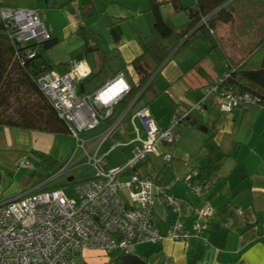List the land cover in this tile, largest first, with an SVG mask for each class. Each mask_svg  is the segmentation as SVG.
I'll return each mask as SVG.
<instances>
[{
  "label": "crops",
  "instance_id": "1",
  "mask_svg": "<svg viewBox=\"0 0 264 264\" xmlns=\"http://www.w3.org/2000/svg\"><path fill=\"white\" fill-rule=\"evenodd\" d=\"M65 1L0 0V4L41 10L46 28L52 38L57 40L54 46L43 53L52 70L59 74L66 73L81 58L92 71L88 78L79 82L81 94L95 92L120 72H124L132 88L127 73L131 80L140 84V76L132 61L149 45L162 41L154 27L151 0H71L63 5ZM181 3L186 8H194L196 0H181ZM160 12L175 29L181 28L189 20L188 11L176 12L172 4L162 5ZM88 13L90 15L83 17V14ZM82 27L99 38L98 51L88 50L87 44L78 34ZM226 27L227 24L221 23L217 26V43L227 48L230 58L237 59L242 55L240 42L231 34L226 39ZM230 45L235 47L234 51H228ZM92 53L99 55L96 70L87 59ZM107 58L115 62L112 75L89 90L95 75L104 70ZM227 64L216 51L209 53V47L202 40L180 53L176 52V48H171L165 62L151 77L154 79V91L160 94L159 97L149 105L139 99L133 114L147 106L159 127L168 129L172 116L197 102L202 97V89L217 82L228 71ZM195 118L198 119L195 125L188 121V125L174 128L178 138L173 147L159 145L162 153H171L173 156L170 171L162 182L171 184V193L178 199L181 216L190 223L201 199L187 188L184 178L190 173L196 175L202 168L212 167L213 174L206 184L205 197L214 209V216L205 232L209 244L196 237L187 241L167 237L173 214L164 204L163 196H158L155 203L156 225L164 239L158 244L137 245L135 254L148 261V264L166 261L172 264H264V107L245 106L229 113L208 107L205 112H195L191 120ZM134 121L144 137L140 120L135 118ZM127 122L130 124L132 140L135 137L133 126L130 119ZM125 123L122 125L125 135L118 138L127 136ZM201 126L206 131L200 129ZM210 137L216 150L212 156L205 147ZM74 145L70 134L0 127V181H3L6 172L14 174L22 167H31L30 155L37 158L39 163L38 153L48 154L62 162L73 151ZM104 148V151L108 150ZM22 159L28 160L29 164L17 167V162ZM138 169L143 175H149L151 171L147 162L141 163ZM16 196L19 195L4 199L0 196V202ZM140 245H147V248L138 250ZM87 251L83 250L80 255Z\"/></svg>",
  "mask_w": 264,
  "mask_h": 264
},
{
  "label": "built area",
  "instance_id": "2",
  "mask_svg": "<svg viewBox=\"0 0 264 264\" xmlns=\"http://www.w3.org/2000/svg\"><path fill=\"white\" fill-rule=\"evenodd\" d=\"M209 17L202 18L201 24ZM0 22L8 36L21 46L41 44L51 38L42 12L37 8L0 4ZM35 55V51L29 53L30 58ZM91 73L86 62L80 59L66 73L46 72L38 79V85L67 124L75 141L72 156L55 177L67 174L84 158L96 176L77 182L71 195L62 189L48 188L49 180L0 202V264H80L76 260L77 254L85 249L107 254L118 252L122 256L135 254L137 245L158 244L164 239L156 225L158 196H163L164 204L173 214L167 237L176 241L196 237L209 244L205 232L214 209L205 198L206 184L194 180L192 173L184 178L187 188L201 199L195 217L187 223L181 216L178 199L171 193V184L159 182L160 170L173 159L171 153H162L159 145L173 147L178 138L174 128L188 125L195 112L215 107L221 113H229L241 107L261 105V98L250 92L235 91L225 83L228 77L225 73L217 82L202 89V97L197 102L175 113L171 126L163 130L147 106L133 114L149 82L132 88L126 83L124 72H120L95 92L81 94L79 82ZM130 95H134L130 103L119 109L121 102ZM135 118L142 124L144 137ZM128 119L133 126L134 139L118 141L104 151V144L112 136L125 135L122 125ZM103 122L110 123L95 136L84 135ZM136 143L140 145L132 148V156L123 165L110 167L109 155L113 149ZM78 152L82 155L75 159ZM144 162L151 168L149 175H143L138 169ZM27 164L28 160L22 159L17 162V167Z\"/></svg>",
  "mask_w": 264,
  "mask_h": 264
},
{
  "label": "trees",
  "instance_id": "3",
  "mask_svg": "<svg viewBox=\"0 0 264 264\" xmlns=\"http://www.w3.org/2000/svg\"><path fill=\"white\" fill-rule=\"evenodd\" d=\"M71 0H66L63 5ZM155 16L154 27L162 38L155 45H149L145 51L132 61L140 76V85L149 82L140 99L150 104L159 97L154 91V71L165 62L171 48L180 53L202 40L209 53L216 51L222 61L228 63L225 83L240 93L250 92L261 98L264 106V0H196L194 8H186L181 0H151ZM172 4L175 11H188V22L179 29L170 26L162 17L160 7ZM90 15L83 14V17ZM210 16L206 23L202 18ZM227 24L233 38H237L242 48L241 57L235 59L227 55L226 49L217 43V26ZM78 34L87 44L89 51L100 49L99 38L84 27ZM57 43L52 36L41 44L21 46L15 43L0 22V127L18 128L52 134H69L65 121L59 116L48 97L38 85V79L53 69L44 59L43 53ZM234 43V41H233ZM35 51L34 58L29 53ZM78 58L77 60H80ZM131 72V69L129 70ZM134 86L136 82L131 80ZM134 95L125 98L120 109H124ZM205 147L210 156L215 148L212 138L206 140ZM41 168L46 171L59 170V161L48 154L38 153ZM170 163L160 172L159 182L170 171ZM213 174L212 167L202 168L194 175V180L207 184ZM55 187H51L53 189ZM112 255V254H111ZM114 262L121 263L122 255L113 253Z\"/></svg>",
  "mask_w": 264,
  "mask_h": 264
},
{
  "label": "rangeland",
  "instance_id": "4",
  "mask_svg": "<svg viewBox=\"0 0 264 264\" xmlns=\"http://www.w3.org/2000/svg\"><path fill=\"white\" fill-rule=\"evenodd\" d=\"M224 34L226 35V39L229 37L230 28L226 27V30L224 31ZM227 46V45H226ZM227 49V48H226ZM228 51H234L235 47H228ZM97 54L92 53L88 56V61L91 67L96 70V61H97ZM107 60V61H106ZM106 65L105 68L102 72H98V74L95 75L93 78L90 86L88 87L89 90H92L96 88L101 82L107 80L110 78L112 75L115 62H111V59H106ZM207 64V63H206ZM128 75V79L131 81V78ZM126 120V123L124 126L126 127L125 129L127 130V136L124 137H117V136H112L111 139H109L106 144L104 149H109L118 141H128L131 139L133 135H131V128L130 124H128ZM110 122H103L97 129L87 132L84 135L86 137H89L91 135L97 134L103 129H105ZM135 135V134H134ZM138 143L130 146V147H118L113 149L110 152L109 155V162H110V167H115L121 165L125 159L130 158L132 156V153L130 155V150L135 147ZM75 148V145L73 147V150ZM72 152H70L68 158H66L64 161L59 162V167H63L67 161H69L70 157L72 156ZM81 152H78L77 155L75 156V159H78L81 156ZM30 160L32 161V166L31 167H22L20 170H18L16 173L12 174L11 172H6L4 174V179L3 181H0V196L2 199L12 196V195H20L24 194L44 182H48L46 185L48 188L55 187L58 189H62L68 194H73L74 191V186L77 182L81 181L84 178H91L95 176V173L92 171V169L87 165V159L84 158L80 165L71 169L67 174L59 177H55L57 173L60 171L55 170V171H46L45 169L41 168V165L37 158L34 156L30 155ZM55 177V178H54ZM74 177V180L68 181V178ZM53 178V179H52ZM52 179V180H51ZM147 245H140L138 246V250H142L143 248H147ZM89 253V254H88ZM89 255V256H88ZM114 258L113 254H107L104 251L101 250H89L87 252H84V254H77V262L82 263V264H114Z\"/></svg>",
  "mask_w": 264,
  "mask_h": 264
},
{
  "label": "water",
  "instance_id": "5",
  "mask_svg": "<svg viewBox=\"0 0 264 264\" xmlns=\"http://www.w3.org/2000/svg\"><path fill=\"white\" fill-rule=\"evenodd\" d=\"M189 121L191 125H195L198 122V119H189ZM200 129L206 131V128L203 126H201ZM68 180L72 181L73 177L68 178ZM120 264H148V261L136 254H127L122 256Z\"/></svg>",
  "mask_w": 264,
  "mask_h": 264
},
{
  "label": "bare ground",
  "instance_id": "6",
  "mask_svg": "<svg viewBox=\"0 0 264 264\" xmlns=\"http://www.w3.org/2000/svg\"><path fill=\"white\" fill-rule=\"evenodd\" d=\"M125 81H126V83H128L127 80H125ZM95 176H96V174H95ZM91 178H92V177H91Z\"/></svg>",
  "mask_w": 264,
  "mask_h": 264
}]
</instances>
